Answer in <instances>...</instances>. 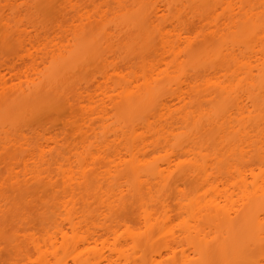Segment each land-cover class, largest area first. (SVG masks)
<instances>
[{
    "label": "bare ground",
    "instance_id": "bare-ground-1",
    "mask_svg": "<svg viewBox=\"0 0 264 264\" xmlns=\"http://www.w3.org/2000/svg\"><path fill=\"white\" fill-rule=\"evenodd\" d=\"M23 1L0 0V26L12 31L0 40L39 44L43 56L72 43L69 65L81 75L61 92L69 114L57 122L77 142L73 168L20 197L33 222L0 183V217L17 208L27 225L0 264H64L63 244L143 247L154 234L189 238L198 258L184 264H264V0H59L44 21L23 17ZM205 37L213 44L190 52ZM36 56L0 69L20 81ZM46 120L34 135L65 131Z\"/></svg>",
    "mask_w": 264,
    "mask_h": 264
},
{
    "label": "rangeland",
    "instance_id": "rangeland-1",
    "mask_svg": "<svg viewBox=\"0 0 264 264\" xmlns=\"http://www.w3.org/2000/svg\"><path fill=\"white\" fill-rule=\"evenodd\" d=\"M58 1L59 0H53L50 4V6L52 5L51 7H47L45 0L23 1V3L26 4V8L22 11V16H27L31 18V20L44 21L53 15L56 16L55 11L57 10L55 8ZM12 25H14V23H12ZM95 27L96 26H91L89 29L93 32L98 31V28ZM14 28L15 25L13 31H15ZM11 32V30L4 29L0 26V38L3 35L12 34ZM144 33L145 31L142 32V34ZM139 34L140 32L134 34L137 44H141L143 38V36L141 34L139 36ZM145 35H147V32ZM150 40L151 43H149L146 52L154 56V54L157 53L158 39L153 37V39L151 38ZM213 42L214 41L210 37L197 40L193 43L190 52L197 53L201 49L211 46ZM71 44L72 43L65 41L62 45H59L60 48H58V51L54 50L53 54L47 53L46 51L45 53L48 55L44 54L43 56L41 53L42 47L35 48L39 44L36 46L34 45V49L30 48V45L21 49L17 42L15 43V41H12V38L6 41L0 40V65L3 62L6 64H8V62H16V65H18L19 62L24 63L25 60L28 62H30L31 59L33 60V58L30 57L32 55L42 56V58L40 57L42 61L36 56V58L38 57L41 61H39L37 69L33 68L29 73L25 74L27 78L21 76V80L19 79L20 81L14 79L13 74L9 76L8 73L10 74V71L3 72L0 69L2 73H0L2 75L0 76V183L2 184L1 188L3 192L13 201H19L22 196H34V194L44 190L43 184L37 181L43 180L49 176L58 178L59 173L68 171L74 166L73 149L77 139L71 135L68 127L62 128V124L57 122L58 119L66 118L69 114L64 104L63 97L61 96V92L71 88L72 84L75 83L81 75L76 69H72V66L70 67L69 65L68 50L71 51V48H69V46H72ZM49 49H52V47ZM33 57L35 58V56ZM35 63L33 61V64ZM33 64H31L32 67H35ZM4 70H6V68H4ZM11 78L12 80H10ZM50 78L54 80L52 83H48L47 81ZM46 119L49 120L47 123L50 122L57 126L55 129L62 128L65 131L58 137L53 135V133L49 135L51 131L48 130L51 129H46V133H44V131L43 133L39 131L38 136L36 134L34 135L33 130L36 131V128L40 125L43 127ZM20 132L24 133L26 138L23 137V134V136L19 138L18 133ZM47 132H49V134ZM9 138L25 139L23 142L20 141V144L23 143V145L19 146L17 143H14L17 146H12L9 142L7 143ZM56 144H58L57 147ZM26 203L21 201V206L19 205V207L20 209H25V213L30 216L35 213H33L35 208L33 209L30 206L32 204L28 205L27 203L26 205ZM11 208H13V206H11ZM14 210L13 213L10 212V210L8 212L4 211L5 213L2 214L4 216L0 217V233H3V238L0 239V244L2 246L0 249V260H7L13 253L10 246H7L12 240L13 233L17 230L21 232L24 226L27 227V225L22 227L24 221H19V217L17 216L19 212L17 208ZM27 215L22 216L27 218ZM129 215L130 213L126 211H120L118 213L119 217L124 218H127ZM32 217L30 216L29 219ZM31 221L33 222V220ZM158 236L159 237L154 234L155 239L152 238V242L149 240L151 243H148V241L143 247H139V244L132 242L118 243L109 239L101 240L96 244L92 241L86 245L75 244L70 246L69 244L71 243L67 245L63 244V248H60V250L62 249L61 259H63L62 261L64 264H73V259L71 260V257H73L72 253L74 251H76L75 253L77 254L76 260H78L80 264H86L87 259L91 260L90 258H103L102 264H107L104 259L108 256H112L114 264H184L183 260L193 261L192 263H194L198 258L196 255L197 250L193 247V243L190 245V242H186L189 238L183 240L184 242H179V238H176L175 241L167 235L161 236L162 238L160 235ZM159 238L164 240L161 241ZM166 239H170L171 241H166ZM190 241L192 242L193 240L190 239ZM195 244L196 242L194 245ZM74 246L77 250H74ZM196 246L198 245L196 244ZM198 251H201V249L199 248ZM207 252L210 253V251ZM75 253H73V255ZM124 255L131 257L132 262L129 261L130 263H128L125 261ZM203 258L204 256L202 259ZM202 259H200V261Z\"/></svg>",
    "mask_w": 264,
    "mask_h": 264
}]
</instances>
